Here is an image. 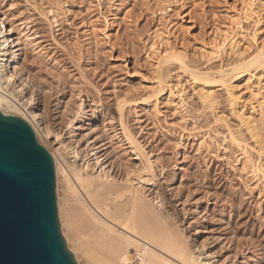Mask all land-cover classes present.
<instances>
[{
    "label": "rangeland",
    "instance_id": "374dc122",
    "mask_svg": "<svg viewBox=\"0 0 264 264\" xmlns=\"http://www.w3.org/2000/svg\"><path fill=\"white\" fill-rule=\"evenodd\" d=\"M3 1L0 10L5 17L17 21L16 25L25 22L19 26L29 35L36 30L35 40L45 48L46 58L28 51L21 60L22 67L28 66L23 67L24 71L31 74L26 76L35 80L38 87H45V92L37 93L36 101L27 109L23 107L27 114L36 111L41 117V128L51 131L43 146L49 153L50 149L56 151V147H61L56 143V134H61L64 147L78 149L85 157L90 148L108 143L107 150L99 156H108V165L117 163L116 174L122 173V166L128 161L127 164L140 165L122 136L115 137L114 128H120L115 102L124 93L130 98L138 96L153 82L149 44L155 31H165L174 21L176 31L172 29L171 33H177L178 38L172 33L171 42L179 49H187L192 67L206 69L210 65L201 58L200 48L211 43L218 28L228 25L231 17L242 11V0H176L168 14L161 12L167 3L157 5L158 0ZM63 1L61 16L59 13L55 20L51 15L44 17L51 4ZM9 6H13L15 16L7 10ZM169 70L171 84L176 85L183 78L187 88L185 111L176 107L180 103L178 97L165 92L157 109L153 104L139 105L127 108L125 113L127 126L156 163L160 178L155 183H159L147 186L148 193L158 195L161 203L167 200L168 210L180 216L188 236L197 245L208 241L210 252H217L218 260L227 259L228 264H264V194L240 171L236 150L218 138L225 128L217 127L211 115H201V104L190 78L176 66ZM46 100L51 104H46ZM220 101L219 112L230 126L237 128L238 121L232 117L223 94ZM82 103L84 111L78 114ZM70 122L74 123L73 130L66 128ZM205 139L207 145L200 147Z\"/></svg>",
    "mask_w": 264,
    "mask_h": 264
},
{
    "label": "bare ground",
    "instance_id": "6f19581e",
    "mask_svg": "<svg viewBox=\"0 0 264 264\" xmlns=\"http://www.w3.org/2000/svg\"><path fill=\"white\" fill-rule=\"evenodd\" d=\"M3 2L0 0V4ZM64 3L51 4L44 17L51 15L55 20L60 11L62 13L61 4ZM162 3L167 5L161 7V12L168 14L177 1L156 2L157 5ZM7 10L14 15L13 6ZM16 22L9 21L0 10V110L5 115L25 119L43 143L52 135L51 131L41 128V117L36 111L28 109L27 114L23 107L27 109L36 101L37 93L39 90L45 92V87L42 89V83L38 87L30 78L31 74L24 71L21 60L30 51L32 55L35 52L37 57L46 58L45 48L35 40L36 30L29 35V31L20 28L25 22L17 25ZM175 27L171 21L165 31L157 30L151 38L149 58L155 77L145 92L140 91L141 94L133 98L125 93L121 97L118 95L119 98L116 96V122L120 128H114L115 137L122 136L140 165L127 164L130 161L126 163V160V165L121 167L122 173L120 168L121 174H116L117 163L108 165V156H99L107 150L108 143L103 142L97 148L95 145L84 157L78 149L64 147L61 134H56V143L61 147H56L54 152L50 149V153L56 167L61 229L79 264H228L227 259L218 260L217 252H210L208 241L198 246L196 240L188 236L180 216L168 210L167 200L161 203L158 195L153 193V197L148 193L147 186H155L158 181L156 163L125 120L127 108L151 104L156 108L165 92L179 98L180 103H175L179 110L187 109V88L183 78L176 85L171 84V66H176L190 78L192 90L201 104V115H211L217 127L225 128L223 134L216 131L218 138L236 150L234 156L240 171L264 194V0H242V11L232 16L228 25L218 28L211 43L200 48L201 58L210 65L206 69L192 67L187 49H179L171 42L170 37L174 34L171 31ZM34 89L37 91L32 92ZM222 94L232 117L238 121L237 128L230 126L228 119L219 112ZM45 103L48 104L47 100ZM82 107L83 103L78 114L83 113ZM114 118L115 115L111 120ZM66 128L73 130L74 123H68ZM205 145L206 139L200 147Z\"/></svg>",
    "mask_w": 264,
    "mask_h": 264
},
{
    "label": "water",
    "instance_id": "95a60500",
    "mask_svg": "<svg viewBox=\"0 0 264 264\" xmlns=\"http://www.w3.org/2000/svg\"><path fill=\"white\" fill-rule=\"evenodd\" d=\"M0 264H78L62 234L54 158L26 120L1 110Z\"/></svg>",
    "mask_w": 264,
    "mask_h": 264
}]
</instances>
